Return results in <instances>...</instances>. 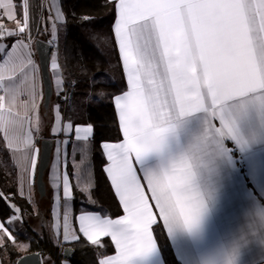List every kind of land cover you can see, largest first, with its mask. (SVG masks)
Here are the masks:
<instances>
[{"label":"snow or ice","instance_id":"6c2138e0","mask_svg":"<svg viewBox=\"0 0 264 264\" xmlns=\"http://www.w3.org/2000/svg\"><path fill=\"white\" fill-rule=\"evenodd\" d=\"M61 3L50 0L49 29L43 13L33 17L31 0H0V152L8 157L0 166L10 162L23 196L34 184L42 190L51 152L49 241L58 246L82 236L99 250L96 264H164L163 236L184 264H213L207 239L239 223L233 214L238 197L248 202L250 234L264 237V0H103L114 12L112 33L127 84L111 94L122 139L99 145L124 213L118 218L91 207L97 204L95 126L62 114L78 84L66 82L58 62V34L67 29ZM80 19L92 22L88 15ZM42 25L56 49L50 60L38 42L33 48L31 32ZM96 82L93 77L90 87ZM53 91L62 98L52 106L54 139L41 143L40 108H48ZM77 193L85 197L78 213ZM0 200L12 212L0 221V250L11 243L26 251L29 245L10 227L22 221L21 209L3 192ZM102 238H110L114 254H105L109 245ZM72 254L64 248L62 264ZM14 264L56 261L36 254Z\"/></svg>","mask_w":264,"mask_h":264},{"label":"trees","instance_id":"16d2710c","mask_svg":"<svg viewBox=\"0 0 264 264\" xmlns=\"http://www.w3.org/2000/svg\"><path fill=\"white\" fill-rule=\"evenodd\" d=\"M32 11L36 14L43 13L46 25L50 29V21L47 20L49 4L43 0H32ZM43 4L44 8L39 5ZM62 11L66 16V31L61 30L58 34V62L61 64V71L66 80L70 83L76 81L78 86L72 89L75 96L67 105L62 103L63 115L65 119H71L74 124L95 126L96 138L92 149V164L97 166L99 159L100 143L117 142L121 139L118 122L114 106L111 101V94H119L121 89L126 90V82L119 59L117 46L115 44L112 25L115 20L114 12L110 7L104 6L103 0H62ZM88 15L92 17V22L87 25L81 24V17ZM48 41L49 32L41 29L33 35L35 39ZM55 49V48H54ZM56 50V49H55ZM93 77L97 78L94 86L90 87ZM103 92V97L99 94ZM96 97L90 99L88 95ZM62 102L58 100L55 93L52 95L50 110L42 116L45 121V129L49 130L52 122V106ZM53 138L49 133H45L43 138ZM0 160L8 161L5 153L0 152ZM94 192L98 209H103L110 217H115L120 212L115 208L116 201L104 189V183L98 182ZM0 192L11 197V202L21 209L22 221L16 222L10 227L18 233L19 243L29 245L27 254L39 253L44 260L51 259L56 264H62V250L73 249L70 264H96L94 251H99L95 246H90L81 236L79 242L70 244H59L58 246L49 241V223L51 220L49 194L42 199L33 200L31 203L26 197H21L18 193L17 181L14 169L10 162L7 168L0 166ZM111 194V192H109ZM96 194V196H95ZM113 198V199H112ZM83 194L77 193L74 202V211L78 212L80 201L84 200ZM12 215L7 204L0 200V219L6 222ZM40 219L39 227H33V220ZM32 221V222H31ZM30 238V239H29ZM109 245L105 254L113 252V247L108 239L102 240ZM161 252L165 264H180L168 243L166 237H161ZM23 253L9 243L6 250H0V258L3 264H14Z\"/></svg>","mask_w":264,"mask_h":264},{"label":"crops","instance_id":"0c3cea01","mask_svg":"<svg viewBox=\"0 0 264 264\" xmlns=\"http://www.w3.org/2000/svg\"><path fill=\"white\" fill-rule=\"evenodd\" d=\"M31 2H32V0H31ZM48 4H50V0H48ZM31 12H32L33 17L36 18V14L32 11V7H31ZM7 26L9 28H11L14 26V24H13V22L9 21V22H7ZM36 32H37V30L34 26L32 32H31L32 38ZM33 48H34V42H33ZM53 50H55V49H53ZM117 50H118V47H117ZM118 54H119V52H118ZM35 59H37V56L35 57ZM121 66H122V64H121ZM122 70H123V68H122ZM49 72H50V69H49ZM50 76H51V73H50ZM125 82H126V79H125ZM126 88H127V84H126ZM54 93H55V91H53V94ZM43 109L44 108H42V106H41L40 114H42L41 111ZM114 110H115V108H114ZM115 113H116V111H115ZM116 118H117V115H116ZM117 122H118V118H117ZM215 123L217 124V126H219L218 121H216ZM50 135H51V133H50ZM51 139L53 140L54 138H51ZM121 139H122V135H121ZM53 150H54V148H53ZM69 153H71V147L69 148ZM76 159L77 160L79 159L78 155H77ZM50 163H51V158H50ZM106 163H107L106 158L103 156L102 150L100 148L99 159H97V166L92 164L94 181H95L96 186H97L98 182L99 183L103 182L104 183V189L116 201L117 206H115V208L117 210H119L120 213L118 215H116L115 217H112V218H118L119 216L123 215L124 213H123L122 208L119 205L118 199L115 197L114 192L111 189L110 181L108 180L106 173L103 171ZM68 170H69V172L72 171L71 155L69 156ZM49 171H50V164H49V167L47 168V171L45 172V175H44V183H45V188H46V194H49V197L51 200V197L53 195V189L51 188L49 178H48L49 177ZM73 183H75V181H73ZM248 187L250 189H252L254 194L258 195L257 190L253 187V185L251 183H248ZM17 188H18V184H17ZM95 191L96 190H94V192ZM109 192H111V194ZM18 193H19V191H18ZM33 193L36 194L35 184L33 185L30 194L27 190V187H25L23 197H26L29 200V195H30L31 200H32L33 199ZM95 196H96V194H95ZM37 199H39V198L37 197ZM247 203L248 202H247V199L245 197H238L234 201V204H233V214L238 219L239 223L233 227L223 225V226L219 227V229L217 230L215 235H212L207 239L205 251L212 258L213 264H228L229 260H231L232 264H264V237L252 236L246 227L245 213L248 211ZM96 206H98V205L91 206V207L98 209ZM0 221H1V219H0ZM60 239H62V237ZM103 239H108L110 241V238H102V240ZM168 243L172 249V252H173L176 260L180 264H184V260H183L181 253H180V250L178 248L174 247L173 244L169 240H168ZM22 244H27V243L23 242ZM63 244H67V243H63ZM112 247H113V252H111L108 255L114 254V246H112ZM27 251H28V249L26 251L20 250L19 252L23 253L22 254V256H23V255L27 254ZM63 260H64V258H63ZM0 262H2L1 258H0ZM69 264H70V261H69Z\"/></svg>","mask_w":264,"mask_h":264},{"label":"water","instance_id":"95a60500","mask_svg":"<svg viewBox=\"0 0 264 264\" xmlns=\"http://www.w3.org/2000/svg\"><path fill=\"white\" fill-rule=\"evenodd\" d=\"M36 42H38L39 45L43 46V48L45 50L46 59L50 60V54H51V51L53 50V47L49 46L48 43L46 41L42 40V39H36L34 41V48L37 46ZM39 59H40V57H39V55H37V60L39 61ZM47 77H48L49 80L51 79L49 70L47 71ZM45 92H46V96H47V85H45ZM52 95H53V92H52ZM52 95H51L50 99L48 100V108L45 109L43 107V105H42V108H44L43 110H45V113H47L49 111V109H50ZM45 140L49 141V142L53 141L51 138H46L45 137L44 139L40 140V142L42 143ZM50 158H51V152L49 153V164H50ZM47 168L48 167H46L44 169V173H43V181H42L43 188H42V190L39 187V185L35 184V190H36V193H37L39 199L44 198L45 195H46V188H45V183H44V175H45V172L47 171ZM36 254H39V253H30V254L23 255L21 257H24V256L31 257V256H34ZM62 257L65 259V256L63 255V250H62ZM71 257H72V255L70 257H67V259H70ZM39 258L41 259V255L40 254H39Z\"/></svg>","mask_w":264,"mask_h":264},{"label":"rangeland","instance_id":"374dc122","mask_svg":"<svg viewBox=\"0 0 264 264\" xmlns=\"http://www.w3.org/2000/svg\"><path fill=\"white\" fill-rule=\"evenodd\" d=\"M43 2L44 3H47L48 4V0H43ZM37 39H39V38H37ZM36 40V39H35ZM34 40V41H35ZM54 49V48H53ZM50 110V109H49ZM49 112V111H48ZM47 112V113H48ZM40 117H41V120H42V128H41V132H40V140H42V139H44L43 138V135H45V133H49L50 134V129L49 130H47V129H45V121H44V117L42 116V114H40ZM37 197H38V195H37V193L35 194V193H33V204H34V207H35V200H37ZM51 202H52V197H51ZM50 207H51V205H50ZM39 220L40 219H38V218H36L35 220H33V227H36V228H38L39 227V224H40V222H39ZM32 222V221H31ZM50 223H51V220H50ZM50 223H49V227H50Z\"/></svg>","mask_w":264,"mask_h":264}]
</instances>
